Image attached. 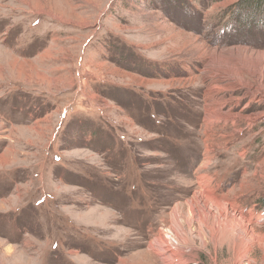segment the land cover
Segmentation results:
<instances>
[{
    "label": "rangeland",
    "instance_id": "obj_1",
    "mask_svg": "<svg viewBox=\"0 0 264 264\" xmlns=\"http://www.w3.org/2000/svg\"><path fill=\"white\" fill-rule=\"evenodd\" d=\"M240 1L0 0V264H159L201 184L264 240V95L238 83L258 87L264 30ZM223 101L240 117L209 123ZM193 238L189 264H233ZM255 245L243 264H264Z\"/></svg>",
    "mask_w": 264,
    "mask_h": 264
},
{
    "label": "bare ground",
    "instance_id": "obj_2",
    "mask_svg": "<svg viewBox=\"0 0 264 264\" xmlns=\"http://www.w3.org/2000/svg\"><path fill=\"white\" fill-rule=\"evenodd\" d=\"M216 53L218 52L216 51ZM247 73L257 79L258 89L250 87L251 85L246 83V79L242 76H240L238 83L249 90L248 95L253 97V99L258 94L264 95V56L259 63L250 64L249 68H247ZM237 86L230 83V80L220 78H212L210 85V87H213L212 89L218 91H227L229 89L234 91L233 89H236ZM213 99L210 102H214ZM226 104L227 101H223L220 105L217 104L218 106L210 103L207 107V121L212 123L222 119L228 122L234 120L236 117H240V115L231 114V111H224ZM259 116L257 115L253 118L258 119ZM201 187L202 191L194 195L191 200L185 203H178L173 208L170 213L168 227L165 230H161L158 239L154 244L149 246V250L159 258V264H189V260H186L185 256L187 252L189 254L193 253V250L196 248L193 232L197 233L202 243V248L207 247L208 238L214 243L215 250L219 246H223V244H228L235 251L236 257L233 264H243L251 249L256 246V243L261 244L264 251V240L257 238L253 234L250 230V222H247L242 216L238 215L235 206H229L218 199L212 190H208V185L204 187L201 184ZM213 210L217 212L214 214ZM237 231H242L243 234L236 236L235 232ZM246 238H250V241H245ZM140 255L141 259L136 264L158 263L156 260H152V258L148 259L149 255L147 252H140ZM147 260L150 263H147ZM215 261L216 259H214Z\"/></svg>",
    "mask_w": 264,
    "mask_h": 264
},
{
    "label": "trees",
    "instance_id": "obj_3",
    "mask_svg": "<svg viewBox=\"0 0 264 264\" xmlns=\"http://www.w3.org/2000/svg\"><path fill=\"white\" fill-rule=\"evenodd\" d=\"M231 17L246 32L264 30V0H242L236 5V10L231 12ZM260 210L264 214V197L259 200Z\"/></svg>",
    "mask_w": 264,
    "mask_h": 264
}]
</instances>
